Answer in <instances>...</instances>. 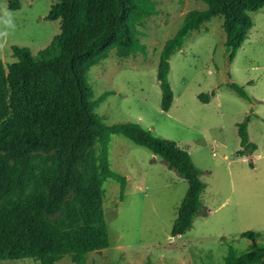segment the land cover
<instances>
[{"label":"rangeland","instance_id":"rangeland-1","mask_svg":"<svg viewBox=\"0 0 264 264\" xmlns=\"http://www.w3.org/2000/svg\"><path fill=\"white\" fill-rule=\"evenodd\" d=\"M13 1L2 0L0 7V57L5 69L17 62L14 47L28 49L36 61L58 58L54 40L62 32L61 19H47L58 1L18 0L20 9L12 10ZM148 4L153 12L137 27L145 53L119 58L114 50L95 64L87 73L91 103L105 126L132 125L188 151L206 184L203 211L191 230L173 237L187 181L147 148L123 135L111 136L110 170L126 179V187L113 179L104 183L101 205L110 245L90 254L86 264H226L231 251L242 256L255 245L264 246V8L250 14L249 38L235 52L225 45L220 17L187 36L169 60L174 103L165 113L157 79L164 48L188 14L204 11L207 5L195 0ZM47 49L50 55L41 56ZM212 93L207 104L198 97ZM242 123L258 149L240 158ZM99 153L97 140L90 160ZM247 232L261 236L254 241L242 238ZM0 264L38 263L26 259ZM56 264L74 263L67 257Z\"/></svg>","mask_w":264,"mask_h":264},{"label":"trees","instance_id":"trees-1","mask_svg":"<svg viewBox=\"0 0 264 264\" xmlns=\"http://www.w3.org/2000/svg\"><path fill=\"white\" fill-rule=\"evenodd\" d=\"M56 1L47 19H61L62 32L54 40L60 56L36 61L28 49L14 47L17 62L8 71L0 57V262L31 259L56 264L68 257L74 264H86L90 254L109 247L101 205L103 186L113 179L126 187V179L110 170L109 143L114 135L147 148L187 181L173 237L191 230L203 211L201 195L206 184L188 151L132 125L105 126L91 103L87 73L95 64L114 50L119 58L145 53L137 27L153 12L148 0ZM195 1L205 3L207 9L187 15L167 42L157 70L165 113L174 103L169 60L187 36L220 17L225 45L235 52L249 38L250 14L264 8V0ZM10 8L19 10V1ZM44 54L50 55V49L40 53ZM230 87L246 98L237 85ZM212 96L198 97L207 104ZM238 134V157L258 149L249 139L247 124L238 125ZM97 140L100 153L91 161L89 152ZM40 152L49 156L42 157ZM241 236L254 241L261 235ZM226 264H264V246L255 245L242 256L231 251Z\"/></svg>","mask_w":264,"mask_h":264},{"label":"crops","instance_id":"crops-1","mask_svg":"<svg viewBox=\"0 0 264 264\" xmlns=\"http://www.w3.org/2000/svg\"><path fill=\"white\" fill-rule=\"evenodd\" d=\"M258 148V147H257ZM227 159V158H226Z\"/></svg>","mask_w":264,"mask_h":264}]
</instances>
